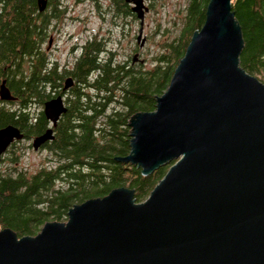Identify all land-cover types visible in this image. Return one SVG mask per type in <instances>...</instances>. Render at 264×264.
I'll use <instances>...</instances> for the list:
<instances>
[{"label":"water","instance_id":"obj_1","mask_svg":"<svg viewBox=\"0 0 264 264\" xmlns=\"http://www.w3.org/2000/svg\"><path fill=\"white\" fill-rule=\"evenodd\" d=\"M139 18L145 0H126ZM233 0H209L156 107L129 118L130 152L117 156L149 174L170 163L148 196L120 185L75 203L64 221L47 220L36 234L0 228V264H264V81L241 64L243 28ZM46 9L48 0H38ZM144 62L134 52L132 62ZM62 92L46 99L51 121L32 146L55 137L68 109ZM0 97L15 98L3 79ZM24 133L0 127V161Z\"/></svg>","mask_w":264,"mask_h":264},{"label":"trees","instance_id":"obj_2","mask_svg":"<svg viewBox=\"0 0 264 264\" xmlns=\"http://www.w3.org/2000/svg\"><path fill=\"white\" fill-rule=\"evenodd\" d=\"M208 1H188L180 30L163 37L150 66L132 62L138 47L129 45L134 36L121 26L117 41L127 37V58L120 59L117 47L94 34L84 41L73 65L59 69L58 62L48 61L42 42L52 20L64 16L62 2L48 0L41 11L38 0H0V86L6 79L15 96L0 97V127L15 123L25 138L14 141L1 159L7 169H0V228L36 234L47 220H66L75 203L103 196L120 185L133 187L138 201L148 196L170 163L143 174L141 167L117 156L130 152V116L156 107V97L168 87L193 31L205 21ZM232 3L245 39L241 64L264 81V0ZM131 6L126 0H111L104 15L108 12L112 22L120 23L129 16L127 21L132 22L138 16ZM69 75L75 82L66 97L68 109L54 128L55 137L45 144L50 160L33 172L19 167L20 149L32 147L24 140L51 125L44 101L62 92Z\"/></svg>","mask_w":264,"mask_h":264},{"label":"rangeland","instance_id":"obj_3","mask_svg":"<svg viewBox=\"0 0 264 264\" xmlns=\"http://www.w3.org/2000/svg\"><path fill=\"white\" fill-rule=\"evenodd\" d=\"M66 11L62 19H53L50 23L49 35L55 39L50 49H47L51 64L58 62L59 69L71 67L76 57L81 53V47L84 41L97 34L100 38H105L107 45L117 47L120 51L119 58H127L125 51L127 37H123V42L117 41L122 28L126 33L134 36L133 44L138 47L141 57H147L148 60L141 62L147 66L152 65V56L161 49L160 44L164 41L163 37L169 38L177 34L180 30L183 18L187 13L189 0H145L149 10L145 16L144 34L147 35L145 45L140 48L136 36L139 31V18H132V22L127 21L128 17H123L124 22H112L110 15L106 13L111 0H60ZM137 16V15H136ZM131 20V19H130ZM122 26V28H121ZM47 37V41L51 37ZM151 36V37H150ZM161 41V43H160ZM48 45V44H47ZM124 46V48H123ZM46 50V51H47ZM136 52V50L134 51ZM134 54V53H133ZM132 54V55H133ZM70 94L66 91V97ZM36 104V109H39ZM112 108V107H110ZM30 144L29 139L24 140ZM50 153L46 149L36 150L33 147L20 149V159L17 165L25 167L30 172L35 171L43 163L50 160ZM1 163V161H0ZM0 169H7V162L0 164Z\"/></svg>","mask_w":264,"mask_h":264},{"label":"flooded vegetation","instance_id":"obj_4","mask_svg":"<svg viewBox=\"0 0 264 264\" xmlns=\"http://www.w3.org/2000/svg\"><path fill=\"white\" fill-rule=\"evenodd\" d=\"M50 29V28H49ZM50 31V30H49ZM51 36V37H50ZM49 40L47 41H45L44 40V42H42V46H44V48H43V50L45 51V54H47V55H49V51L47 50V49H50L51 48V46L53 45V42H54V38H53V35H49ZM48 44V45H47ZM47 47V49H45ZM47 50V51H46ZM51 59L49 58V56H48V61H50ZM51 62V61H50ZM34 137V136H33ZM32 137V138H33ZM32 138H30L29 139V141H31V145H32ZM22 139H25V138H22ZM19 140H21V139H19ZM16 141V140H15ZM47 143V142H46ZM46 143H44V144H42V146L39 148V149H37V150H41V149H46ZM33 147V146H32Z\"/></svg>","mask_w":264,"mask_h":264}]
</instances>
